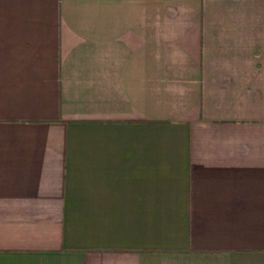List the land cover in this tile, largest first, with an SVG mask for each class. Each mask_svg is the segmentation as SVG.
Masks as SVG:
<instances>
[{
  "label": "crops",
  "instance_id": "crops-1",
  "mask_svg": "<svg viewBox=\"0 0 264 264\" xmlns=\"http://www.w3.org/2000/svg\"><path fill=\"white\" fill-rule=\"evenodd\" d=\"M0 264H264V0H0Z\"/></svg>",
  "mask_w": 264,
  "mask_h": 264
}]
</instances>
